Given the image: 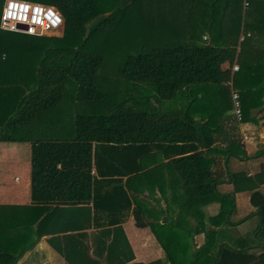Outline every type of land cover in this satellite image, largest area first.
Returning a JSON list of instances; mask_svg holds the SVG:
<instances>
[{
	"label": "trees",
	"instance_id": "1",
	"mask_svg": "<svg viewBox=\"0 0 264 264\" xmlns=\"http://www.w3.org/2000/svg\"><path fill=\"white\" fill-rule=\"evenodd\" d=\"M42 2L62 14L63 36L4 31L0 0V142L32 144V206L22 213L0 206V264H19L43 236L67 264H134L123 227L130 209L169 264H264V171L254 178L229 171L232 194L248 191L250 219H258L252 233L238 236L231 220L236 199L220 193L216 161L209 158L246 155L236 124L264 126V0ZM116 64L145 98L104 113L74 112L68 137L38 136L36 124L55 115L62 123L57 110L69 81L77 105L114 97L100 80ZM233 91L241 121L231 114ZM166 168L174 173L173 211L160 208ZM151 188L161 195L154 204L147 201ZM214 202L220 211L208 230L200 206ZM33 206L45 211L37 227ZM202 231L206 242L197 247L193 239Z\"/></svg>",
	"mask_w": 264,
	"mask_h": 264
},
{
	"label": "crops",
	"instance_id": "2",
	"mask_svg": "<svg viewBox=\"0 0 264 264\" xmlns=\"http://www.w3.org/2000/svg\"><path fill=\"white\" fill-rule=\"evenodd\" d=\"M26 1L44 4L42 0ZM61 30L64 31V27ZM204 39H207V36L204 37ZM235 65L239 66V64L237 63ZM224 67L228 68L229 64H225ZM207 107V114H209L211 110L210 105H208ZM199 112L200 110L197 109V113ZM233 113L234 111L231 112V114ZM236 125V132L238 133V138L241 141L240 145L242 146L241 151H244L246 155L239 153L240 156L238 155L237 157L231 159H229V157H227L226 159L220 155H213L212 157H209L210 159L212 158L216 161V167L215 169H213L216 172V178H219L220 180L219 190L223 195H233L232 193L234 192V184L228 176L229 171L245 170L246 172H248L247 175L250 178H254L256 173L264 171V126L248 123H239ZM224 129H226L228 132L230 130L231 132V128L229 125H226ZM222 146H224V144ZM31 160L32 144L30 142H0V206L11 207L15 212L18 213H22L21 210L23 212H26L25 208L28 206H32ZM164 161L165 163H168L170 160L165 159ZM226 162L228 163V166ZM171 172L172 171L170 170V168H166L161 172V177L167 179V185L164 183L166 185H164L165 189H163L165 190V198L162 199L160 208L163 210H167L169 207V209L173 211V209H176L178 207V202L173 201L172 198L174 193L172 189H170L169 184H171L170 179L172 178V176H174V173ZM16 174L23 176V179L17 178L15 176ZM126 179L127 178H124V184ZM261 189L264 191V186ZM175 190L176 198L178 199V195L181 192V189L176 187ZM147 194L150 195V198H148L147 201L151 202V204H154L152 199H161L160 193L158 191L154 192L152 188L149 192L147 191ZM250 196L251 194L248 191L238 192L233 195V197L236 199L237 209L234 212L231 220L233 224L238 223L235 230V234L238 236L248 234V222H250L252 219L254 220L253 222L257 221L258 224L257 218L254 217L250 219L252 213L255 211V209L251 205ZM54 207L55 206H50L48 207V210L52 211ZM126 207L124 208V210H122V214L120 215L126 214ZM33 208L34 210L32 215L33 221H35L33 225L34 227H37L39 223H41V220H43V218L45 217V211H42V206L37 208L33 206ZM133 208H135V206ZM200 209L206 216V229H215L216 227L214 225H211V221L209 220L211 218H215L216 215H218L220 211V204L214 202L212 204H208L207 206L201 205ZM247 218L249 219L245 222L239 223ZM53 219L54 216H51V218H48L47 222H50ZM192 221L194 223V219H192ZM123 227L127 233L136 256L134 264H141L138 251H141L145 247L143 246L145 239L151 238V235L153 233L150 229H141L136 226L133 216V209H130V211L128 212V216L123 223ZM225 228L227 227L225 226ZM141 230L143 232H141ZM148 230L151 231H149L151 235L147 233ZM33 237L35 238L36 236L34 235ZM153 237L155 238L154 234ZM48 238V236H43L36 247L32 251L28 252V254L20 261L19 264H67L64 258L49 245L47 241ZM193 241L196 243L197 247H202L206 242L205 232L202 231L201 233L196 234ZM160 248L165 254L163 248L161 246ZM147 251H150V249H147ZM30 259H32V261L28 263V260Z\"/></svg>",
	"mask_w": 264,
	"mask_h": 264
},
{
	"label": "rangeland",
	"instance_id": "3",
	"mask_svg": "<svg viewBox=\"0 0 264 264\" xmlns=\"http://www.w3.org/2000/svg\"><path fill=\"white\" fill-rule=\"evenodd\" d=\"M147 9L148 7L146 8V10ZM137 27H140V26H137ZM51 36H63V30H60V32L51 34ZM141 46L143 47L144 50H147V48L149 47V42L146 41ZM138 49H141V48H138ZM119 65L120 64H116L112 66V68H110L111 71H108V74H104L100 80L101 82L105 84V85H101L102 89L109 91L110 93L114 90L113 91L114 97H111V98L109 97L108 99L110 100L105 104H94V105L75 104L73 96L68 95L70 94L69 89L72 90L71 87H73L74 85L73 81H69L67 85V91H66V94H67L66 100L64 104H62L64 108H60L57 110L58 117H62L63 119L62 123L60 122V120L56 119V115H55V117L49 119L47 122L36 124L35 127H41V130L39 131V133H37L39 134L38 136H42L41 134H43V136H46V137L60 136V137L65 138V137L70 136V130L72 128V116L74 112L75 113L78 111L80 112L85 111V112H91V113L109 112L112 109L113 105L115 106L117 103L121 101H123V104H125V106L127 105L136 106V101L142 99L144 95L140 91H134L133 88L130 86L131 84L126 83V80L123 78V76L120 73V69L122 65L121 66ZM105 76H106L107 81H105V78H104ZM126 98H128V100L124 102ZM15 176L17 178L23 179V176H20L19 174H16ZM253 221L254 220L252 219L250 222H248L249 223L247 227L248 234L252 233L257 226V221L255 222ZM149 231L150 230H148L147 233L151 235L150 233L151 231L150 232ZM141 232L143 231L141 230ZM143 246L145 247L141 251H138L139 260L141 264H148V263H153L156 261H161L162 264H169L166 255L161 250L160 245L157 242V240L153 237V234L151 235V238L145 239ZM147 249H150V251H147Z\"/></svg>",
	"mask_w": 264,
	"mask_h": 264
},
{
	"label": "built area",
	"instance_id": "4",
	"mask_svg": "<svg viewBox=\"0 0 264 264\" xmlns=\"http://www.w3.org/2000/svg\"><path fill=\"white\" fill-rule=\"evenodd\" d=\"M13 13L8 15V13ZM51 18H49V14ZM59 19V23L54 20ZM64 27V18L54 6L26 0H6L1 17V28L11 33H20L29 36H51ZM244 37L241 39L243 40ZM234 71H239L237 65ZM234 114L238 121L242 120V105L239 94L233 91Z\"/></svg>",
	"mask_w": 264,
	"mask_h": 264
},
{
	"label": "clouds",
	"instance_id": "5",
	"mask_svg": "<svg viewBox=\"0 0 264 264\" xmlns=\"http://www.w3.org/2000/svg\"><path fill=\"white\" fill-rule=\"evenodd\" d=\"M13 13L9 12L8 15H12ZM51 13L49 14V18H51ZM54 23H59V19L57 18L56 20H54Z\"/></svg>",
	"mask_w": 264,
	"mask_h": 264
}]
</instances>
